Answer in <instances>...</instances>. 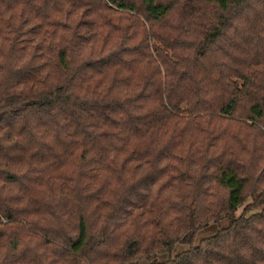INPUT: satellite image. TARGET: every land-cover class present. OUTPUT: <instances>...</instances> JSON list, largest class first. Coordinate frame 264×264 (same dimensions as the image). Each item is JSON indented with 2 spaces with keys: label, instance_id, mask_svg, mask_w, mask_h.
Masks as SVG:
<instances>
[{
  "label": "trees",
  "instance_id": "1",
  "mask_svg": "<svg viewBox=\"0 0 264 264\" xmlns=\"http://www.w3.org/2000/svg\"><path fill=\"white\" fill-rule=\"evenodd\" d=\"M0 249L264 264V0H0Z\"/></svg>",
  "mask_w": 264,
  "mask_h": 264
},
{
  "label": "rangeland",
  "instance_id": "2",
  "mask_svg": "<svg viewBox=\"0 0 264 264\" xmlns=\"http://www.w3.org/2000/svg\"><path fill=\"white\" fill-rule=\"evenodd\" d=\"M240 208L238 209V211L236 210L233 215L234 216H237L240 212ZM227 218H222L218 223H210L208 224L205 228L199 230L195 237H194V241H193V245H196L198 243V241L200 239H203V238H206V237H209L211 235H213L218 228H224L227 226ZM187 250V247L186 246H183V245H174L170 251L169 254L167 253H164V254H160L156 257V261L158 263H162V262H165L168 258V256H170L171 258L173 256H175L176 254L182 252V251H185ZM144 262L143 261H140L138 262L137 264H143ZM78 264H85V262L83 260H79L78 261ZM129 264H134V263H129Z\"/></svg>",
  "mask_w": 264,
  "mask_h": 264
},
{
  "label": "clouds",
  "instance_id": "3",
  "mask_svg": "<svg viewBox=\"0 0 264 264\" xmlns=\"http://www.w3.org/2000/svg\"><path fill=\"white\" fill-rule=\"evenodd\" d=\"M7 249H0V264H5V252Z\"/></svg>",
  "mask_w": 264,
  "mask_h": 264
}]
</instances>
